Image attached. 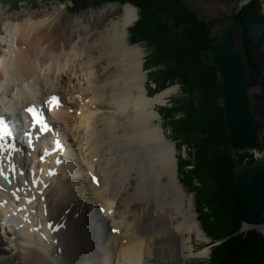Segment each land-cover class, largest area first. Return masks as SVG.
Returning a JSON list of instances; mask_svg holds the SVG:
<instances>
[{
  "label": "bare ground",
  "instance_id": "obj_1",
  "mask_svg": "<svg viewBox=\"0 0 264 264\" xmlns=\"http://www.w3.org/2000/svg\"><path fill=\"white\" fill-rule=\"evenodd\" d=\"M65 9L18 23L5 18L0 120L17 117L31 135L24 151L0 159V264H186L206 258L210 248L197 246L209 237L178 178L177 144L158 122L157 105L175 90L150 97L143 48L127 43L138 9L110 3L92 14L97 30L80 19L70 38ZM77 93L88 101L74 117L65 113L71 109L65 99H80ZM53 96L60 105L50 101ZM32 106L62 134L48 135L27 113ZM64 131L76 138L73 145ZM62 140L66 149L57 148Z\"/></svg>",
  "mask_w": 264,
  "mask_h": 264
},
{
  "label": "rangeland",
  "instance_id": "obj_2",
  "mask_svg": "<svg viewBox=\"0 0 264 264\" xmlns=\"http://www.w3.org/2000/svg\"><path fill=\"white\" fill-rule=\"evenodd\" d=\"M9 1L10 0H0V59H3V56H7L8 54L6 52L8 50V46L3 42V37L7 36L6 30L4 27V24L6 21L5 18L7 17H10L13 22H17V23L25 20L26 18H29L30 15L32 16L31 17L32 19L37 20L39 19V16L41 12L43 11H52L53 7L54 8L56 7L57 9H63V7H66L65 14L62 18V21H63V27L67 30V38H70L71 32L73 30V26L75 25L77 20L81 19L84 24L89 25L90 31H95L97 30V24H96V21L92 19L93 12H96L98 14L103 8L107 7L110 3H117L121 7L124 4H126V3H120L117 1L97 0V2L95 3L96 5L92 6L93 3H90L88 5L89 8L81 9L82 7H84L82 6V3H80L79 6H77L76 8L70 0H48V1L23 0L21 2H16L15 3L16 5L14 4L15 6L9 3L5 4L6 2H9ZM106 1L107 3L103 4ZM158 1H162V0H158ZM158 1L149 0V2L152 5L157 3ZM181 2L184 4L185 7H187L188 11L192 15H194L196 20L202 21L205 24L204 27L208 30V33H209L207 38H209L210 48H214V41L217 38V36L221 33V28L223 24L228 20H234L233 18L234 15L242 11L245 7L250 6L252 4H254L253 8L256 9V12L260 16V20H263L262 22L254 26L253 28L254 36L260 37L263 33V30H264V0H181ZM87 3L88 2H86V4ZM173 5H175V3ZM187 9H184L183 11H182V8L180 9L183 13L182 14L183 17L181 20L185 19L184 13L186 12ZM122 11L123 9H120L118 14L120 15ZM137 11L140 12L139 10ZM143 12L145 13L144 19L140 20V16H139L137 21H135L129 27V30H128L129 37L127 39V43L130 45H138L143 48L144 65H143L142 70L146 72L145 85L148 91V95L150 97H154L155 95L167 89L172 88L175 90L171 94L170 98L167 99L164 104L157 105V110L160 109L158 112L159 117H160L158 118V122L161 123V125L163 126L164 132L166 136L168 137V139L173 141L174 143L176 142L177 144L176 154H177L179 163L180 162L181 163L182 162L192 163L190 165L186 164V168H184L185 169L184 177H182V175L179 174V166H178V178L181 180V177H182V179L187 180V183L185 181L184 183L181 181L185 192L188 195H192V198L194 199L193 204H195V209L197 211L198 216L199 217L203 216L202 218L204 220L209 219L212 223H214L215 231L214 230L213 231H214L215 236H220L219 233L221 231H224V228L227 231L228 227L233 228L234 225L239 222L238 215H239V210L241 208L240 211H241L242 218L240 220V225H239L240 228L238 229L237 233L242 234L244 237H246L247 234H250V232H252V233H255L256 235H259V237H261L264 242V227L251 226L243 222V207L245 205V199L236 186V177H235V168L238 165L249 164L255 160L264 159V118L263 119L258 118L260 120V124L262 127V129H260L258 125V133H259V137L261 136L260 139L262 138L261 140L263 141H261L260 145L256 149L246 151V152H235L230 147V144H229L228 147L230 148V150H228L227 147L223 146V148L219 150L218 156L215 157L213 154H211L213 159L211 158L207 159L205 152L207 151V149H210L211 146H214V144L213 142L212 143L207 142L205 144H202L199 150L198 149L199 147L195 144L196 136L194 134L197 133L196 129H198L199 127L204 129L205 127L204 123L207 120H209V115H210L211 120L214 121L215 119V122H217L216 128H217V131H219L218 134L222 135V137H224L226 133L229 134V128L227 125L226 118H225L226 127L224 123L222 122L219 123L218 122L219 120H217L218 118L221 119L220 118L221 117L220 108L223 107L224 113H225V105L223 101V81H222V78L220 76L218 69L215 67L214 63L212 62L211 49L208 48V50L210 51L206 52V50H204V52H201L199 54L197 52L195 54L194 52L195 49H198V51L200 50L199 44L200 45L203 44V46H205L204 41H201L202 39L200 40L199 38L201 36V32L199 31L200 26H194L192 30L185 32L186 29L184 26H181V20L180 19L178 20L179 14H177V16L175 17L174 15H171L170 17H168L167 20L169 21L165 19L164 20L161 19V21L155 22L154 25H153V22H150L151 27H150L149 35L152 38H156L155 40L156 43L159 41H162L161 43L162 45L159 44V49L162 50L164 55H166V53L169 54V56L171 57L175 55L177 56L181 55L180 66L183 67L181 68V70L184 69L181 71V73H183L182 75L184 78L182 79L186 81L188 79V81L194 84L193 85L194 92L192 94V97H189V95L184 94L182 92L181 85L178 84L177 82H174L168 88L158 92V90L155 88L153 83H151V79H153V76L150 74L151 70L147 68V67H150L149 65L154 63L153 59L152 61H150L149 59L151 53H150V50L147 48L148 44L144 41H140V37L137 36L139 34L134 33L135 28H138L137 23L142 22L143 25L144 24L147 25L149 23V18H147V16H149L150 12L148 10L147 12L146 10ZM150 16H154V15H150ZM175 31H177V33H175ZM178 31L186 33L185 34L186 37H183L182 39L183 40L186 39L187 42L185 41V43H183L181 42L182 40L179 38L173 41L174 43L172 42L169 43V41L167 40L164 41V37L165 36L167 37L168 34H170L171 32H173L175 37L179 36L177 35ZM234 31L236 34L235 46L237 47L239 53L241 54L243 64L245 65V60L247 62L249 59L251 60V52L247 51L246 53L245 50H243L244 42L241 39L242 33H241V30H237V31L235 30V22H234ZM3 44L6 46V48L3 47ZM251 48L256 52L258 51V54L263 55L264 57V44L263 46L257 47L255 42H253V45L251 46ZM168 50H170V52ZM191 51L196 56L197 60H199L200 62L199 65H195L196 64L194 62L195 60L192 61L193 59L190 57ZM205 52L208 54L211 62H209L206 59L207 54L203 55L205 54ZM203 56H205V60H203ZM184 60L186 62H184ZM201 63L207 64V66L209 67L207 69V74L209 76L211 75L213 76V79H212V81L214 82L213 85H211L212 83L210 82L208 76L207 78L205 77L204 69L201 70L202 71L201 73L200 71V65H202ZM0 65H1V62H0ZM212 65L217 70V73L212 68ZM249 68H250L249 73L254 74L255 73L254 68H251V66ZM244 69H245V66H244ZM177 71H180V70H177ZM175 75H178V74L175 73ZM261 77L264 78V76H261ZM175 78L180 80L178 76H175ZM1 79L2 77H0V81ZM246 82H247V74H246ZM201 85H203L204 89L207 90V93L209 92L208 97H207V94L206 96H204L203 93H201L202 95L199 93V91L201 90ZM247 86H248V94L250 97V104L253 109V103H255V101L257 102L259 97L264 96V81L263 79L260 80V78H257V80L254 81L250 86L247 83ZM220 87L222 88V95L219 98V95L216 96V94L218 93ZM151 91H153V93ZM77 95L80 97V99H67V100L65 99L66 105L71 108L69 111H66L65 113L68 115H73L74 117H77V115L80 113L79 106H83L82 102L85 103L88 101V97L86 95H83L81 93H77ZM183 103H185L184 107L182 106ZM212 104H217L218 105L217 109H215L214 105ZM163 108L172 109V110L175 109L176 111H174L173 113L174 117L173 118L166 117L162 112ZM185 112H187L190 115V117L188 116L189 119H187L188 114H185ZM198 116H199V119L197 118ZM224 117H225V114H224ZM174 119H177V121H179L177 123L176 128H175V124L173 123ZM191 119L193 120V123L192 121H190ZM255 120L257 122L256 118ZM182 121H184V123H181ZM70 122H72V119ZM75 123H77L76 118H75ZM258 123L259 122H257V124ZM53 124L55 126L54 131L52 128V131L45 130V132H47V134L50 136L52 135V133H55L57 137L59 134H62L63 131L60 130L62 129L61 126L58 125L55 121H53ZM177 128H180L183 132L185 131L184 133L187 138H183V136H180L178 133H175V129ZM226 128L228 129V132H226ZM64 133L68 137L69 141L66 140L68 144L73 145L76 138L73 140L72 137L70 136L71 132L69 131H64ZM184 141L195 144L198 147L196 149L195 145L194 146L192 145V148L195 147V149L191 150V153L193 154V158L190 155V152L187 146L184 145ZM229 142H230V134H229ZM62 143H63V148H65V142L63 140H62ZM216 143L218 144L217 140H216ZM199 151H200V154H199ZM195 153L199 155L198 157H200L199 162H200L201 168L203 169L206 165L207 168L208 167L211 168L210 170L205 171L204 169L203 171L198 172L197 167L195 168L193 166L194 165L193 162L195 160L194 159ZM3 158H4V155L3 153H1L0 159H3ZM211 160L213 163L210 165ZM238 161H241V163L238 164L236 167L232 168L233 174L231 173V171L228 172L226 169L227 168L226 166H230L232 163H237ZM25 170L29 171V167H27V164L25 166ZM231 174L234 175V182H235V186L238 191V197L236 196L234 197V195L229 194L230 188H231L230 185L232 181ZM210 175L215 176V178H217V180L221 182V185L224 186L226 191L229 190L227 191V194L230 196L229 198L231 199V210L234 212L233 214L231 213H230L231 215H226V213L224 214V212L221 209L218 210V208H216L217 206H214L213 199L207 200V196L206 198H204L205 191H207L208 193L210 189L208 188L209 182H210L209 180ZM201 180L204 181V185L201 184L200 182ZM214 194L216 193H213V195ZM239 194L241 198L243 199L242 206H241L242 202L239 197ZM197 196L199 197L198 200H197ZM223 198H225L224 200L228 199L225 194L224 196H222V199ZM221 215H224V217L222 218ZM199 223L201 224L200 218H199ZM13 225H16V224H13ZM245 225H247L246 229L244 228ZM201 228L204 230L202 224H201ZM205 234L207 233L205 232ZM207 236L209 237V240L205 243H200V245L197 247L210 248L209 256L203 259H200V258L191 259L187 261L186 264H211L212 263L211 259H212L214 249L218 247L219 245L223 244L224 241L232 237L231 235H229L225 239H218L215 241L211 238L210 235L207 234ZM194 243L198 244L199 240L196 241V238H194ZM2 248L3 246H1V249ZM263 250H264V247H263ZM235 252L236 251H234L233 253L235 254ZM239 253L241 257H244V260L246 261V263H249V264H252L255 262H256L255 264H257V261H258L257 259L261 257V249L259 250L258 248H255V247H251V250L246 248L242 250V252H239ZM221 260L222 261L219 264H225V261H223V259ZM235 264H238V263H235Z\"/></svg>",
  "mask_w": 264,
  "mask_h": 264
},
{
  "label": "trees",
  "instance_id": "obj_3",
  "mask_svg": "<svg viewBox=\"0 0 264 264\" xmlns=\"http://www.w3.org/2000/svg\"><path fill=\"white\" fill-rule=\"evenodd\" d=\"M23 0H10L9 2H6L5 4H15L16 2H21ZM44 1H48V0H44ZM72 2V4L77 8V6H79L80 3H82V7L81 9L84 8H89V4L93 3V5H96L95 3L97 2V0H70ZM107 1H117L120 3H130L133 6H135L140 12L138 13L140 16V20L144 19L145 17V13L143 11L147 10L150 12L149 16H147V18H149V23L146 24H142V22L137 23L138 28H135L134 33H138L140 37V41H144L148 44V49L150 50V61H152V59L154 60V63L149 65L150 67H147L148 69L151 70V75L153 76V79H151V83H153V85L155 86V88L158 90V92L168 88L169 86H171L174 82H177L178 84L181 85L182 87V92L184 94L189 95V97H192V94L194 92L193 90V85L192 82L183 80V73H181L183 67L180 66L181 63V55H175V56H169V54L166 53V55H164V53L162 52V50L159 49V44L162 43V41L159 42H155L156 38H152L149 34H150V22H153V25L155 22L157 21H161L162 20H167L168 17H170L171 15L177 16L178 15V20L182 19V11L184 9H187V7L184 6V4L181 2V0H162V1H158L155 4H151L149 2V0H107ZM104 2L103 4L107 3ZM156 1V0H155ZM86 2H88L86 4ZM175 3V5H173ZM102 4V3H101ZM16 5V4H15ZM14 5V6H15ZM86 5V6H85ZM173 6V8H172ZM175 6V7H174ZM254 4L245 7L242 11L238 12L236 15H234V22H235V30H241L242 36L241 39L244 42L243 45V50H245V52L247 53V51L251 52V60L249 59L248 62L245 60V71L247 74V83L250 86L254 81L257 80V78L263 79L264 78L261 76H264V57L263 55L258 54V51H254L251 46L253 45V42H255V44L257 45V47L263 46L264 44V30L263 33L260 37H255L254 36V26L259 24L260 22H262L263 20H260V16L258 15V13L256 12V9L253 8ZM182 8V11L180 10ZM180 12V13H179ZM150 15H154V16H150ZM185 15V19L181 20V26L185 27V32L192 30L194 26H200V32H201V36L199 37L201 41H204L205 46H203V44H199V51L198 49H195V54L198 52H204V50L210 51L208 50L209 47V38H207L208 36V30L204 27L205 24L202 21H198L196 20V18L194 17V15H192L188 9L186 10V12L184 13ZM258 15V16H257ZM181 17V18H180ZM194 17V18H193ZM258 17V18H257ZM169 21V20H167ZM164 22V21H163ZM141 26V27H140ZM164 26V25H163ZM180 26V27H181ZM134 29V28H133ZM168 29V28H166ZM185 32H180L178 31L179 36H174L173 32H171L170 34H168V36L164 37V41H169V43H174L173 41L177 40L178 38L181 39L183 43H185L186 39H182L183 37H186V33ZM175 33H177V31H175ZM238 34V33H237ZM163 40V38H162ZM190 41V40H189ZM187 42V41H186ZM162 45V44H161ZM172 49V48H171ZM211 51L213 48H210ZM170 52V50H168ZM205 52L206 55L207 53ZM241 52V51H240ZM248 52V53H249ZM190 57L193 59L192 61H194L195 65H199V60H197L196 56L194 55V53L190 54ZM245 57V56H244ZM253 57V59H252ZM206 59L210 61V58L207 54ZM203 60H205V56H203ZM197 61V62H196ZM184 62H186L184 60ZM202 64V63H201ZM182 65V64H181ZM251 66V68H254L255 73L254 74H250L249 73V67ZM207 67V68H206ZM209 67L207 66V64H202L200 65V71L202 69H204L205 72V77L209 78L210 82L212 83L211 85H213V76H209L207 74V69ZM212 68L215 70V72L217 73V70L215 69V67L212 65ZM188 69V68H186ZM180 70V71H177ZM190 70V69H188ZM178 74V75H175ZM202 73V71H201ZM175 76H178L180 80L176 79ZM156 77V78H155ZM189 77V76H188ZM183 78V79H182ZM219 79V78H218ZM220 81V80H219ZM220 85V84H219ZM195 89V88H194ZM153 93V91H151ZM199 93H203L204 96L208 97V93L207 90L204 89L203 85H201V90L199 91ZM202 95V94H201ZM219 95V98L222 95V88H219L218 93L216 94V96ZM201 98V96H200ZM185 103L182 104V106L184 107ZM214 105V108L217 109V104H212ZM174 111H176L175 109H166L163 108L162 112L166 117H170L173 118V113ZM253 111H254V115L255 118L257 119V122L260 129H262L261 124H260V120L258 118L263 119L264 118V96L259 97V99L257 100V102L255 101V103H253ZM185 114H188L187 112H185ZM190 115H187V119H189ZM220 118L221 119H217L219 120V123H224V125L226 124L225 121V117H224V108H220ZM199 119V116L197 117ZM174 124H175V128L177 127V123L179 121H177V119L173 120ZM185 121V120H184ZM184 121H182L181 123H184ZM190 121L193 120L191 119ZM198 121V120H197ZM204 129H202L201 127H199L197 130V133L194 134L196 137L195 141H196V145L199 147H197L195 144H192L190 142L184 141V145L187 146V148L189 149L190 155L193 158V154L191 153V150L198 148L200 150V147L202 146V144H205L207 142L214 144V146H211L210 149H207L206 153V157L208 158H212L211 154H213L215 157L218 156L219 154V150L223 148V146L227 147L228 150H230V148L228 147L229 145V134H225V138L222 137V135H219L217 131V122L211 120L210 115H209V120H207L204 123ZM226 127V125H225ZM225 129V128H224ZM185 132V131H184ZM180 128L175 129V133H178L180 136H183V138H187L185 136L184 133ZM226 132H228V129L226 128ZM178 136V135H177ZM216 140L218 141V144L216 143ZM192 145L195 147L192 148ZM200 154V151H199ZM198 154H194V162H193V166L198 169L199 171H203L205 169V171L210 170L211 168L205 165V167L202 169L200 166V157H198ZM210 161V160H208ZM212 160L210 162V165L212 164ZM241 161H238L237 163H232L230 166H226L227 171H231L232 173V168L236 167L238 164H240ZM186 164L190 165L192 163H187V162H180L179 163V174L182 175V177L185 176V169L186 168ZM184 169V170H183ZM214 170V169H212ZM233 174V173H232ZM231 174V175H232ZM181 177V181L184 183V181L187 183V180L182 179ZM200 180V179H199ZM209 192L207 193V191H205L204 193V198H206L207 196V200L208 199H213L214 200V206H217L216 208H218V210H222L224 212V214L226 213V215H231L234 212L231 210V199L229 198L230 196L227 194V191L229 190H225L224 186L221 185V182H219V180H217V178H215V176L210 175L209 177ZM201 184L204 185V181H200ZM219 183V184H218ZM231 188H230V195H234V197H238V191L237 188L235 186V182H234V175H232V181H231ZM213 189V190H212ZM213 193H216L213 195ZM224 194L226 195L227 200H224L225 198L222 199V196H224ZM239 197L241 199V206L243 204V199L241 198L240 194ZM199 199V197L197 196V200ZM208 206V205H207ZM230 209V210H229ZM241 210V208H240ZM239 210V222L236 223L234 225L233 228H227L228 230L226 231L224 228V231H221L219 234L220 236H215L214 231H215V227H214V223H212L209 219L208 220H204L202 217L200 218V222L205 230V232L211 236V238L213 240H218V239H225L227 236L229 235H233L232 237H230L228 240L224 241L223 244L219 245L218 247H216L213 251V255H212V259H211V264H219L221 263V259H223V261H225V264H249L246 263V261L244 260V257L240 256L239 252H242V250L244 249H250L251 247H255L258 248L259 250L261 249V257L258 258L257 260V264H264V242L263 239L261 237H259V235H256L255 233L250 232V234H247L246 237H244L242 234H238V229L240 228V220L242 218L241 216V211ZM231 213V214H230ZM201 216V215H200ZM222 218L224 217V215H221ZM209 218V217H207ZM214 230V231H213ZM263 242V243H262ZM234 251L235 254L233 253ZM263 252V254H262ZM256 263V262H255ZM252 263V264H255Z\"/></svg>",
  "mask_w": 264,
  "mask_h": 264
},
{
  "label": "water",
  "instance_id": "obj_4",
  "mask_svg": "<svg viewBox=\"0 0 264 264\" xmlns=\"http://www.w3.org/2000/svg\"><path fill=\"white\" fill-rule=\"evenodd\" d=\"M234 20L226 21L214 41L211 59L223 81L225 118L235 152L256 149L261 139L255 120L242 56L235 46ZM236 186L245 199L243 222L264 227V159L235 168Z\"/></svg>",
  "mask_w": 264,
  "mask_h": 264
}]
</instances>
